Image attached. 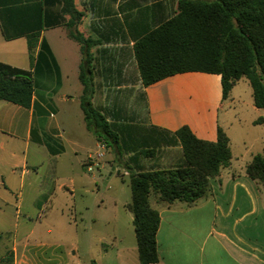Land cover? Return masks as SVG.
<instances>
[{
	"label": "crops",
	"instance_id": "crops-1",
	"mask_svg": "<svg viewBox=\"0 0 264 264\" xmlns=\"http://www.w3.org/2000/svg\"><path fill=\"white\" fill-rule=\"evenodd\" d=\"M178 1L74 0L79 19L64 12L65 0H0V62L31 70L34 82L30 108L0 101V167L14 172L17 146L24 142L23 173L29 163L47 168L58 189L64 188L58 184L62 173H91L89 165L93 170L113 167L130 186L132 172L184 163L182 145L174 137L180 128L187 126L209 142L217 141L222 128L233 158L210 180L208 196L193 205L150 197L160 227L159 261L149 264H264V185L245 172L253 157L264 153V109L253 100L244 102L247 111H227L239 98L233 95L225 103L217 74L182 73L150 86L141 77L136 45L177 14ZM82 65L92 77V105L119 136L120 151L99 142L86 125ZM235 123L255 136H239L232 130ZM124 141L132 146L125 148ZM30 144L36 146L31 152ZM98 153L103 156L96 163ZM70 181L75 185L74 177ZM131 200L132 190L124 202L116 196L100 218L112 242L94 264H142Z\"/></svg>",
	"mask_w": 264,
	"mask_h": 264
},
{
	"label": "trees",
	"instance_id": "trees-1",
	"mask_svg": "<svg viewBox=\"0 0 264 264\" xmlns=\"http://www.w3.org/2000/svg\"><path fill=\"white\" fill-rule=\"evenodd\" d=\"M64 12L80 19L74 0H65ZM72 37L85 42L79 34L72 33ZM136 56L145 86L182 73L217 74L226 99L238 81L247 79L254 105L264 109V0H179L177 14L137 43ZM80 79L88 129L99 142L120 151L119 136L92 105V77L83 65ZM33 93L31 70L0 62V101L30 108ZM174 137L182 145L183 164L130 175L132 200L128 208L134 217L142 264L159 261L160 214L151 206L150 197L154 195L166 204L179 201L193 205L210 194V180L232 162L230 139L222 128L216 142L198 139L187 126L176 131ZM127 146L132 143L124 141ZM152 152L148 150L147 154ZM245 172L264 185V153L254 156Z\"/></svg>",
	"mask_w": 264,
	"mask_h": 264
},
{
	"label": "rangeland",
	"instance_id": "rangeland-1",
	"mask_svg": "<svg viewBox=\"0 0 264 264\" xmlns=\"http://www.w3.org/2000/svg\"><path fill=\"white\" fill-rule=\"evenodd\" d=\"M239 98L226 110L234 113L253 102V90L247 79H241L231 90ZM250 117H246L250 120ZM232 119V116H230ZM235 123L232 130L239 136H255ZM36 149L30 144L29 151ZM14 172L0 167V264H94L100 261V250L110 246L107 224L99 221L110 212L118 196L123 202L131 189L128 177L122 178L113 167L106 166L87 173L82 170L62 173L58 189L56 177L47 168H33L23 173L26 144L17 146ZM99 152L106 153L99 149ZM97 154H95L96 156ZM125 173L124 171H121ZM79 176H81L79 179ZM75 185H71V178ZM57 188V189H56ZM56 189V191H55ZM48 195L52 196L48 199ZM106 239L100 241V237Z\"/></svg>",
	"mask_w": 264,
	"mask_h": 264
},
{
	"label": "built area",
	"instance_id": "built-area-1",
	"mask_svg": "<svg viewBox=\"0 0 264 264\" xmlns=\"http://www.w3.org/2000/svg\"><path fill=\"white\" fill-rule=\"evenodd\" d=\"M102 156H103L102 153H98V154L96 155V157L94 158L95 161H96V163H97V161H98ZM96 163H95V164H96ZM88 170H89L90 172H92V170H93V165H89V166H88Z\"/></svg>",
	"mask_w": 264,
	"mask_h": 264
},
{
	"label": "water",
	"instance_id": "water-1",
	"mask_svg": "<svg viewBox=\"0 0 264 264\" xmlns=\"http://www.w3.org/2000/svg\"><path fill=\"white\" fill-rule=\"evenodd\" d=\"M114 170V169H113Z\"/></svg>",
	"mask_w": 264,
	"mask_h": 264
}]
</instances>
